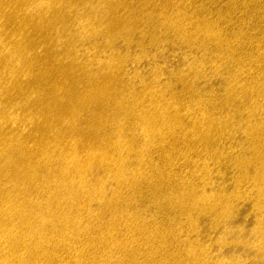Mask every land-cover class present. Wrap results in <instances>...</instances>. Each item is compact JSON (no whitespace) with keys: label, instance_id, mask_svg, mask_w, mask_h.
Instances as JSON below:
<instances>
[{"label":"bare ground","instance_id":"6f19581e","mask_svg":"<svg viewBox=\"0 0 264 264\" xmlns=\"http://www.w3.org/2000/svg\"><path fill=\"white\" fill-rule=\"evenodd\" d=\"M149 1L159 4L157 13L153 8L144 14L152 17L143 20L146 24L160 27L171 20L175 36L171 43L176 48L196 45L198 51L206 49L204 57L209 56L217 68L223 67L222 82L227 92L224 99L206 98L217 103L211 111L228 108L231 96L241 90L243 99L235 98L233 103L237 113H229L222 120L187 101L174 102L180 107L175 109L167 101L155 100V87H149L132 103L128 94L117 92L116 82L112 88L102 83L71 85V93L78 97L69 96L65 105L56 95L63 88L59 79L45 82L41 85L44 89H34L23 97V83L14 84L10 77L19 74L17 68L30 71L37 61L33 55L38 53V45L51 41L41 35L49 27L60 28L62 42L71 48L100 31L122 26L136 29L144 16L135 9L138 0H0V264H174L173 258V263L166 262L162 254L166 243L172 245L176 236L166 238L157 227L143 229L155 218L148 207L167 218V208L174 202L178 204L176 218L184 220L183 212L196 209L200 194L194 189L210 185L213 173L209 162H225L232 147L237 150L240 168L257 160L253 164L257 169L248 177L264 170V0H181L180 5L172 0ZM167 2L165 7L176 11L173 17L161 11L159 5ZM101 4L105 11L94 17L93 11ZM243 4L246 6L240 8ZM122 9L129 13L124 15ZM188 12L199 21H189ZM208 13L219 14L223 22L233 18L229 25L211 24L216 20L203 19ZM249 20L258 22L259 27L245 37ZM28 28L34 30L33 37ZM94 28L95 32H90ZM52 45L48 42L46 49ZM32 75L37 82L43 77L37 71ZM12 87H18L17 91ZM47 91L54 96L45 103L37 99L32 105L28 103L33 94ZM184 91L190 94L192 89L185 86ZM191 96L203 98L198 93ZM88 97L101 108L109 106L108 115L118 130L108 139L103 133L101 142L110 150L85 149L77 139L59 140L60 128H55L59 120L85 136L83 126L63 119L76 100ZM38 106L44 107L40 113L34 110ZM113 107L119 115L111 111ZM130 114L142 120L143 136L134 144L119 134L120 123L115 120ZM4 123L9 124L8 129L2 128ZM236 126H242L239 135L244 139L234 135ZM133 153L136 158L126 164ZM154 154L158 163L152 164L148 157ZM94 166L121 185L109 201L102 202L104 183L92 178ZM123 189L132 194L139 190L146 193L141 199L145 206H138L141 200L119 204L125 199ZM94 198L99 204L91 210ZM205 206L212 207V203ZM187 221L191 223L188 216ZM257 234L264 237V228ZM169 253L177 254L173 249H168ZM25 254L30 259L26 263Z\"/></svg>","mask_w":264,"mask_h":264},{"label":"rangeland","instance_id":"374dc122","mask_svg":"<svg viewBox=\"0 0 264 264\" xmlns=\"http://www.w3.org/2000/svg\"><path fill=\"white\" fill-rule=\"evenodd\" d=\"M172 1L180 5L181 0ZM170 2L161 3L159 6L162 8L161 11L170 12L171 17H173L176 11L170 7H165ZM80 3V1L77 2V4ZM158 4L159 1L153 3L149 0H138L135 9L144 16L138 28L131 29L122 26L115 31H100L93 37H89L88 40L79 42L71 48L62 42L60 28L49 27L48 31L41 35L51 38V41L48 42L53 45L47 50L46 44L48 42L42 41L38 45V53L33 55L37 57V61L29 68L30 71H20L17 68L19 74L16 77H10V80L14 84L17 81L23 83L24 94L22 96L25 97L34 89L35 91L44 89L45 86H41L43 83L59 79L63 88L56 95L60 97L62 105H65L64 102L70 101L69 96H72L71 99L78 97L71 93L69 89L71 85L81 87L85 84L98 85L102 83L106 84L108 88H112L116 82L119 84L117 92L128 94L132 103H135V99L149 87H155V100L167 101L173 104L175 109H180V107L174 102L187 101L189 104L196 105V109H201L206 114L211 112L216 117H221L222 120L229 113L234 112L236 114L237 110L234 109L233 103L235 98L238 101L243 99L244 95L241 90L235 91L234 97L231 96L232 105L228 108H217L216 113L211 111L217 103L208 102L206 98L211 97L215 100L223 97L224 99L227 90H225V84L222 82L225 77L223 67L220 65L217 68L210 63L209 56L204 57L206 49L198 51L196 45L184 49L176 48L171 43V40L175 38L174 32L170 29L172 27L171 20L160 27H155L154 23L146 24L143 21L151 20V16L144 14L152 11L153 8L157 13ZM243 6L245 7L246 4L240 5V8ZM188 8L189 6L185 7L184 10H188ZM105 9L106 6L101 4L93 11L95 12L94 17H100ZM120 12L124 15L129 13L125 9ZM80 14L83 15L84 13L81 12ZM189 15V21L193 24L199 21L193 13H189ZM232 18L223 22L219 14L211 15L208 13L203 19L206 22L216 20L211 24L229 25ZM239 19H236L235 22ZM83 27H89V24ZM258 27V22L249 20L244 36H251ZM27 31L31 32V37L35 35L31 28H28ZM90 32H95V28ZM50 64L51 66H49ZM214 67L217 68V72L214 71ZM33 71H37L39 76L43 74L42 79L38 82L33 79ZM52 71L55 75L52 74ZM262 71L264 72V70ZM18 76H21L20 80ZM45 76H47V80H45ZM26 84L33 88H28ZM185 86L192 89L190 94L184 91ZM17 89L18 87H12L14 92ZM192 93H198L203 98L195 99L191 96ZM13 95L16 96V94ZM53 96L52 91L38 95L33 94L28 103L34 99L45 103ZM37 100L33 102L36 103ZM253 106L249 107L250 110ZM42 108L44 110L43 106H38L34 110L40 113ZM108 108L109 106L101 108L97 103L89 102V97L76 100L68 110L69 116L63 120L76 126H83L84 128H81L86 134L82 136L79 131L68 129L65 127L67 124L59 120L55 124V128H60L58 131L59 140L64 138L77 139L79 146L83 144L85 149L95 147L99 150H110V147L106 148L102 144L101 136L105 133L108 139L118 129L115 128L116 124L111 121L112 117L108 115L110 113ZM111 111L115 113V116L120 114L114 107ZM52 115L51 113L48 117ZM115 120L120 123L119 134L122 133L129 143L134 144L136 139L143 136L140 127L142 120L135 119L134 115L117 117ZM220 124H224L223 121ZM8 127L9 124L4 123L2 128L8 129ZM239 128L242 126L234 128V135L236 138L242 137L244 139V136L239 135ZM228 152L225 162H216V164L212 160L208 161V167L212 168L213 173L210 185L199 186L194 189L197 194H200L196 209L193 212H183L184 220L176 218L178 204L174 202L167 208V218L152 207H148V212L155 218L152 224L145 225L143 229L153 230L157 227L165 234L166 238L171 235L176 236L172 245L168 243L165 245L167 248L162 257L165 258L166 262L173 263L172 260L174 259V264H203L204 262L206 264H262L261 261L264 260V237L257 233L259 229L264 228V170H259L253 176L248 177L257 169L256 165H253L257 163V160H252L251 165L242 169L238 159L235 158L237 150L232 147ZM157 157L158 155L154 154L148 159L152 161V164H155L158 163ZM134 158H136L135 153L125 163L128 164ZM214 161L216 160L214 159ZM91 175L94 180L98 179L97 182L103 180L104 198L102 202L109 201L116 193L113 192L121 189V185L117 184V181H110L107 178V173L101 172L96 166L92 168ZM237 180H241V182L237 183ZM200 189L201 191L197 192ZM128 191V189H123L125 199L119 204L130 205L135 200H141L146 194L141 190L133 194ZM207 202H211L212 207L205 206ZM98 204L99 200L94 198L91 210ZM138 206L144 207L145 202L141 200ZM129 211L132 212L131 209ZM187 216L191 223L187 221ZM168 249H173L177 254H168ZM23 260L25 263L30 260L27 254L24 255ZM137 260L142 261L138 258Z\"/></svg>","mask_w":264,"mask_h":264}]
</instances>
